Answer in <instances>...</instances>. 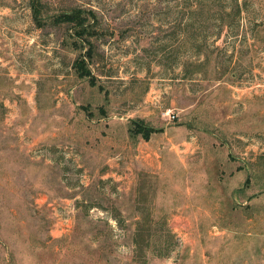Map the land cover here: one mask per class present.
<instances>
[{"label":"rangeland","instance_id":"rangeland-1","mask_svg":"<svg viewBox=\"0 0 264 264\" xmlns=\"http://www.w3.org/2000/svg\"><path fill=\"white\" fill-rule=\"evenodd\" d=\"M0 264H264V0H0Z\"/></svg>","mask_w":264,"mask_h":264},{"label":"trees","instance_id":"trees-1","mask_svg":"<svg viewBox=\"0 0 264 264\" xmlns=\"http://www.w3.org/2000/svg\"><path fill=\"white\" fill-rule=\"evenodd\" d=\"M37 17V16H36ZM55 23L57 24H68L71 26L73 30V35L76 40L73 41V44L76 48H81L82 43L87 42L90 47L92 42L91 31H89V27L91 26V21L88 15H85L81 10L69 11L65 13H61L54 18ZM79 41L81 42L80 45ZM92 50V47L90 48ZM89 49V51H90ZM90 52L83 53L74 62V67L80 76L89 78V81L92 85L96 84L95 77L92 73V70L89 67L88 57L90 56ZM90 58V57H89ZM156 131L155 128L145 125L142 122H136L130 128V133L133 136H142L144 139L149 140L151 138L152 133Z\"/></svg>","mask_w":264,"mask_h":264}]
</instances>
